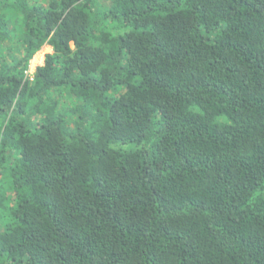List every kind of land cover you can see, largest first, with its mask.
I'll list each match as a JSON object with an SVG mask.
<instances>
[{"label": "trees", "instance_id": "1", "mask_svg": "<svg viewBox=\"0 0 264 264\" xmlns=\"http://www.w3.org/2000/svg\"><path fill=\"white\" fill-rule=\"evenodd\" d=\"M0 264H264V0H0Z\"/></svg>", "mask_w": 264, "mask_h": 264}, {"label": "rangeland", "instance_id": "2", "mask_svg": "<svg viewBox=\"0 0 264 264\" xmlns=\"http://www.w3.org/2000/svg\"><path fill=\"white\" fill-rule=\"evenodd\" d=\"M13 1V0H10ZM105 7H107L110 3V0H99ZM36 0H28V4L31 5L33 3H35ZM12 14L10 15L11 22L12 25L15 26L14 31H15V36H24V30H25V21H24V14L19 11V10H13V8L11 9ZM12 16V17H11ZM52 49L50 46L44 48L42 51H40L37 54V58L36 61L34 62V64L36 62H44V58L47 52H51Z\"/></svg>", "mask_w": 264, "mask_h": 264}, {"label": "built area", "instance_id": "3", "mask_svg": "<svg viewBox=\"0 0 264 264\" xmlns=\"http://www.w3.org/2000/svg\"><path fill=\"white\" fill-rule=\"evenodd\" d=\"M36 58H37V55L32 59L30 65H29V69L26 71L31 78H33V74H34V71L36 70L37 66L39 64L43 63V62H36L34 64V62L36 61Z\"/></svg>", "mask_w": 264, "mask_h": 264}, {"label": "crops", "instance_id": "4", "mask_svg": "<svg viewBox=\"0 0 264 264\" xmlns=\"http://www.w3.org/2000/svg\"><path fill=\"white\" fill-rule=\"evenodd\" d=\"M51 47V46H50ZM51 49H52V47H51Z\"/></svg>", "mask_w": 264, "mask_h": 264}]
</instances>
